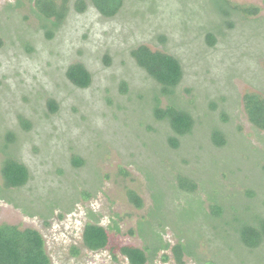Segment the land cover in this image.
<instances>
[{
  "label": "rangeland",
  "instance_id": "rangeland-1",
  "mask_svg": "<svg viewBox=\"0 0 264 264\" xmlns=\"http://www.w3.org/2000/svg\"><path fill=\"white\" fill-rule=\"evenodd\" d=\"M68 1L69 14L50 38L34 3L0 0V225L39 232L51 264H131L124 246L150 251L146 264H264V243L250 251L232 230L238 224H226L264 216V131L249 122L243 103L248 92L264 96L263 0H230L262 11L228 23L213 0H124L112 18L90 0L83 11ZM141 45L183 65L176 95L195 127L177 150L168 124L154 117L157 99L161 109L169 100L131 55ZM76 63L92 74L88 88L67 80ZM213 129L227 134L222 150ZM9 157L30 172L21 188L4 184ZM147 173L166 195L159 207ZM183 176L198 192L177 190ZM209 196L235 208L233 215L215 219ZM89 223L108 230L107 248L84 246ZM160 234L168 248L152 252ZM179 243L191 252L181 262Z\"/></svg>",
  "mask_w": 264,
  "mask_h": 264
},
{
  "label": "trees",
  "instance_id": "trees-1",
  "mask_svg": "<svg viewBox=\"0 0 264 264\" xmlns=\"http://www.w3.org/2000/svg\"><path fill=\"white\" fill-rule=\"evenodd\" d=\"M62 4L55 3L52 0H30L34 3L33 13L41 22L42 27L48 37H53L56 31L62 26L66 20L69 11V1L61 0ZM91 4L98 12L106 17H115L124 5V0H90ZM213 6L218 15L225 17V23L230 22V18L237 17H253L257 16L262 10L257 6H241L232 3L230 0H213ZM77 9L83 11L86 8L85 0H78ZM264 9V0H263ZM228 20V21H227ZM207 40L210 45L217 42L214 33L209 32ZM132 57L138 66L158 85L162 96L168 98L169 104L165 109L159 107L160 100L157 99V105L154 108V117L158 121L168 124L172 134L168 137V144L171 148L177 150L181 145V139L193 133L195 127V119L193 115L178 102L176 89L179 87L184 78V69L181 61L174 55L162 51H153L146 45L136 47L132 53ZM67 80L75 87L80 89L88 88L92 83V74L88 68L76 63L71 65L66 71ZM245 112L249 122L258 131H264V96L248 92L243 97ZM49 104L52 112L58 110L56 101L51 99ZM212 140L219 149H224L227 144V134L224 130L213 129ZM78 160L80 166L82 162ZM2 177L7 188H21L25 186L30 179V172L27 166L21 161L9 157L5 160L2 168ZM188 176L178 178L179 187L177 190L187 191L190 193L198 192V184ZM147 179L155 205H162L166 195L157 185L158 179L153 174L147 173ZM184 183H187L184 184ZM171 188V186H170ZM173 186V190H174ZM172 189V188H171ZM170 189V190H171ZM212 203L210 208L212 216L215 219L224 221L225 214L233 213L232 209L225 206L221 202V198L209 196ZM129 199L136 207H143V200L135 191H129ZM229 211V212H228ZM209 214V215H211ZM231 220V218H230ZM227 220L226 224L232 229L233 223H237L235 229H232L237 235V240L243 244L245 248L254 251L264 243V216L256 214L250 220L234 217L232 221ZM226 221V220H225ZM224 221V222H225ZM118 229V227H117ZM158 246L153 247L152 252L167 249L168 245L164 243L162 235H159ZM110 237L108 230L104 227L89 223L86 225L83 233L84 246L90 251H100L109 246ZM131 264H146L149 261L150 251L133 246H124L119 248ZM112 252H115L113 250ZM179 262L187 254H191L190 248L179 243L174 247ZM0 264H51L46 254L44 240L39 232L33 229L21 230L11 225H0Z\"/></svg>",
  "mask_w": 264,
  "mask_h": 264
}]
</instances>
